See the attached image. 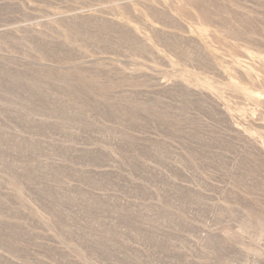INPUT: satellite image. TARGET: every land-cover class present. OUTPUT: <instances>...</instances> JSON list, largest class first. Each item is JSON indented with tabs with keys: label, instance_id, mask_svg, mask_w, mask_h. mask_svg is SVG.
I'll use <instances>...</instances> for the list:
<instances>
[{
	"label": "rangeland",
	"instance_id": "1",
	"mask_svg": "<svg viewBox=\"0 0 264 264\" xmlns=\"http://www.w3.org/2000/svg\"><path fill=\"white\" fill-rule=\"evenodd\" d=\"M0 264H264V0H0Z\"/></svg>",
	"mask_w": 264,
	"mask_h": 264
}]
</instances>
